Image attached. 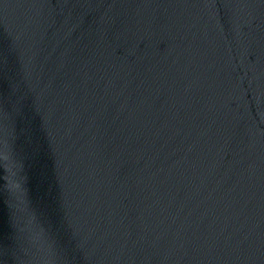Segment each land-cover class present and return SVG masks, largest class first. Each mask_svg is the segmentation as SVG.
I'll return each mask as SVG.
<instances>
[{
  "label": "water",
  "instance_id": "water-1",
  "mask_svg": "<svg viewBox=\"0 0 264 264\" xmlns=\"http://www.w3.org/2000/svg\"><path fill=\"white\" fill-rule=\"evenodd\" d=\"M0 264H264V0H0Z\"/></svg>",
  "mask_w": 264,
  "mask_h": 264
}]
</instances>
